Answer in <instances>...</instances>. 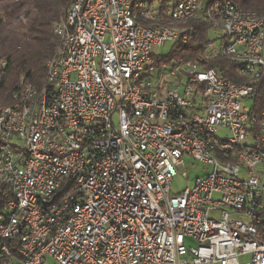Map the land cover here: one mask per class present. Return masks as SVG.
Segmentation results:
<instances>
[{"label":"built area","instance_id":"1","mask_svg":"<svg viewBox=\"0 0 264 264\" xmlns=\"http://www.w3.org/2000/svg\"><path fill=\"white\" fill-rule=\"evenodd\" d=\"M196 16L242 81L176 49L193 28L162 23ZM53 34L45 84L0 107V264H264V12L72 0ZM185 157L206 172L173 192Z\"/></svg>","mask_w":264,"mask_h":264},{"label":"trees","instance_id":"2","mask_svg":"<svg viewBox=\"0 0 264 264\" xmlns=\"http://www.w3.org/2000/svg\"><path fill=\"white\" fill-rule=\"evenodd\" d=\"M72 0H0V107L24 83L41 88L45 84V62L55 50L54 23L66 12ZM246 11L264 12V0H235ZM162 24L193 28L190 39L178 47L185 59L215 68L223 78L240 82L237 66L221 54L207 52L209 24L201 16L181 23ZM254 112L261 106L260 84L248 97Z\"/></svg>","mask_w":264,"mask_h":264},{"label":"rangeland","instance_id":"3","mask_svg":"<svg viewBox=\"0 0 264 264\" xmlns=\"http://www.w3.org/2000/svg\"><path fill=\"white\" fill-rule=\"evenodd\" d=\"M172 44H173L172 42H166L162 46L154 45L152 47V53L164 56L170 52ZM263 51H264V45H263ZM263 56H264V52H263ZM217 133L222 137H226L230 134L229 130L224 129L222 127H217ZM185 164H186L185 167L183 166L179 168L177 175L172 180L171 190L173 192H178L185 187L192 186L195 179L197 177H200L203 173L206 172L204 170L205 167L202 163L192 160L190 157H185ZM183 173H186L187 177H183L182 176ZM248 261H249L248 255L239 258V264H247Z\"/></svg>","mask_w":264,"mask_h":264}]
</instances>
